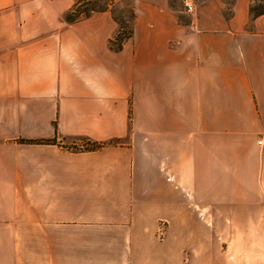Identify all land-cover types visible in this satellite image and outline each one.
Instances as JSON below:
<instances>
[{
	"label": "crops",
	"instance_id": "0c3cea01",
	"mask_svg": "<svg viewBox=\"0 0 264 264\" xmlns=\"http://www.w3.org/2000/svg\"><path fill=\"white\" fill-rule=\"evenodd\" d=\"M259 1L196 0L187 19L135 0L112 52L108 12L67 25L71 0H0V264H93L94 245L109 264L108 230L122 235L116 264H219L190 215H244L262 234ZM79 138L122 143L71 151Z\"/></svg>",
	"mask_w": 264,
	"mask_h": 264
},
{
	"label": "rangeland",
	"instance_id": "374dc122",
	"mask_svg": "<svg viewBox=\"0 0 264 264\" xmlns=\"http://www.w3.org/2000/svg\"><path fill=\"white\" fill-rule=\"evenodd\" d=\"M71 1H72V6L67 12H69L73 8L74 1L73 0ZM134 1L135 0H96V3L98 4V6L104 5L106 2L108 3L109 10L105 12H108L113 22L116 24V30H117L118 24L116 23V21L117 22L122 21L126 25H130V11L132 10L134 13L133 10ZM169 4L174 8H178L183 14V15L182 14L179 15L185 16L187 19H189L190 16L193 15L196 11V0H194L195 10L192 14L184 13L181 0H169ZM98 14L100 13L94 14V16ZM83 20L86 19L79 20L78 22H81ZM62 22L65 23L63 19ZM78 22L71 24L65 23V24L73 25ZM132 27H133V23H132ZM128 40L124 41L123 44ZM81 139H85V138H79L74 140L73 145H71L68 148L73 152H77L78 150H81L82 146L85 145L81 141ZM94 216L100 219L106 217L105 215H94ZM190 217L194 221L200 222L201 225L204 226L205 231L211 237L213 242L219 246L217 251L213 253L212 252L205 253L206 260L211 261L214 258L216 263L218 261L219 264H247L248 261H250L249 258L252 255L254 257L252 259H260L261 261H264V251L250 252L244 249L245 245L247 244H252V243L260 244L261 241H263L264 243V228L261 229L262 234L253 235V236L248 235L245 230L244 215H237V217L234 215H190ZM157 225H158L157 233L160 235L159 238H162L163 232L166 229L167 224L163 221H158ZM105 233L108 234L109 236L108 238L110 239L109 253L107 254V260H109V264H113V263L116 264L115 261H118L119 259L118 250L120 249L119 248L121 247L120 243L122 242L121 232H119L118 230H108ZM155 238L156 241H159L157 237ZM136 256L138 255L136 254ZM102 259H103L102 263H104V259H105L104 255L101 257L99 250L97 251L94 245V251L92 256L93 264H101ZM136 260L137 259H135V263H137Z\"/></svg>",
	"mask_w": 264,
	"mask_h": 264
},
{
	"label": "trees",
	"instance_id": "16d2710c",
	"mask_svg": "<svg viewBox=\"0 0 264 264\" xmlns=\"http://www.w3.org/2000/svg\"><path fill=\"white\" fill-rule=\"evenodd\" d=\"M73 8L63 15V21L65 23L71 24L78 22L82 19H89L94 14L102 13L109 10V5L106 2L104 5H99L96 3V0H73ZM250 13L252 16H258L264 14V2L260 0L258 3L250 7ZM134 20V13L130 11V25H126L122 21H116L118 24V29L116 30L112 40L109 42V50L112 52H119L122 49L123 42L130 39L133 35L132 23ZM85 144L82 146L79 152L83 151H95L105 146H117L122 142L119 140H110L106 142H93L89 139H81ZM28 143L34 144H56L55 140H38V141H27ZM77 151V152H78Z\"/></svg>",
	"mask_w": 264,
	"mask_h": 264
},
{
	"label": "built area",
	"instance_id": "2783aa9c",
	"mask_svg": "<svg viewBox=\"0 0 264 264\" xmlns=\"http://www.w3.org/2000/svg\"><path fill=\"white\" fill-rule=\"evenodd\" d=\"M184 13L192 14L195 10L194 0H181Z\"/></svg>",
	"mask_w": 264,
	"mask_h": 264
}]
</instances>
